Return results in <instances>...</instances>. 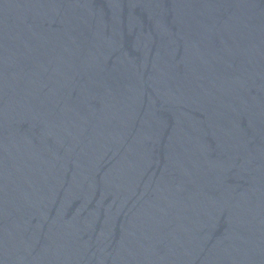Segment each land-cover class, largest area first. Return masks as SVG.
I'll use <instances>...</instances> for the list:
<instances>
[{"label": "water", "instance_id": "1", "mask_svg": "<svg viewBox=\"0 0 264 264\" xmlns=\"http://www.w3.org/2000/svg\"><path fill=\"white\" fill-rule=\"evenodd\" d=\"M0 264H264V0H0Z\"/></svg>", "mask_w": 264, "mask_h": 264}]
</instances>
